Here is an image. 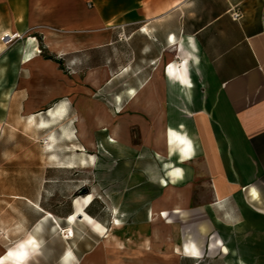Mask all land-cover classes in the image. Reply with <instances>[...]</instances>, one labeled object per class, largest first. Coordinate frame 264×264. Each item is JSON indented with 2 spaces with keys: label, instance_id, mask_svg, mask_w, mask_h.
I'll return each mask as SVG.
<instances>
[{
  "label": "crops",
  "instance_id": "obj_1",
  "mask_svg": "<svg viewBox=\"0 0 264 264\" xmlns=\"http://www.w3.org/2000/svg\"><path fill=\"white\" fill-rule=\"evenodd\" d=\"M42 9L66 31L42 27ZM24 25L56 57L104 58L65 80ZM0 31L16 76L3 124L18 111L52 158L0 161V264H43L45 218L75 236L68 264H264V0H0ZM47 32L76 49L58 56ZM5 35L18 41L8 52ZM44 170L85 190L64 217L42 209L57 182ZM12 203L34 208L32 223L20 211L11 223ZM77 221L99 240L78 245Z\"/></svg>",
  "mask_w": 264,
  "mask_h": 264
},
{
  "label": "rangeland",
  "instance_id": "obj_2",
  "mask_svg": "<svg viewBox=\"0 0 264 264\" xmlns=\"http://www.w3.org/2000/svg\"><path fill=\"white\" fill-rule=\"evenodd\" d=\"M50 13L51 10L49 9H42L37 11V18L42 19V27L44 28H53L57 29L60 32H65L66 27H61L58 25H53L50 23ZM15 28V27H11ZM20 29H22L25 33L24 34H31L35 40L37 48L39 49L40 53L37 54L40 59L42 60H52L57 64V67L60 71L64 72V78L66 80V77L69 76L70 73H72V67L75 65L82 66L83 60L87 62V64H94L97 63L101 57L104 58V54H99L98 52H91L87 54L85 57L82 55H77L75 57L70 56H64V57H56L53 53L48 52L42 42V37L37 33V27L35 26H29L24 25L21 26ZM78 33L80 35H83V27L78 28ZM0 37H1V31H0ZM0 40V45H1ZM16 44H18V41H12L10 44H7V50L5 52L10 51ZM37 73H34V77L36 78ZM15 73H14V65L9 64L8 62H3V60L0 57V146L1 147H7L11 148V154L3 153L0 154V161L4 160L8 157H11L12 162H34L38 161L42 158L44 162H51L52 158L49 153L46 152L45 148L43 150V153H40L38 151H35L34 147H38L40 144L35 142L34 137V129L32 128V123L29 121H24V119L19 117L18 111L13 112L12 117H10L9 122L7 125L3 124V116L6 109V104L8 103L7 94H12L11 87L15 84ZM124 92V91H123ZM25 94H21V100L25 98ZM96 98H102L100 94L96 93ZM104 100V99H103ZM61 104L60 102L51 103L50 107L47 111L50 109H55ZM57 106V107H56ZM44 142H42L41 145H43ZM30 146L31 149H27L21 154L14 153L16 149L19 147H25ZM13 147L15 149H13ZM65 156V155H61ZM12 173H23V171H19L18 167H13L12 165ZM75 176L74 172H66V171H58L54 172L52 175L50 171L44 170V179L45 178H54L57 180V182H44V192H43V198L41 202L42 209L44 211L53 212L54 214H57L61 217H64L68 212L72 210V200L77 197H83L85 196V190H77L76 187L74 188L72 184H66L67 180L73 179ZM87 189V187L85 188ZM2 208V203L0 202V209ZM18 211L21 212L22 216L24 217V220H26L27 223H32L34 220V208H31L29 204H19V203H12L11 204V223L14 221L18 222ZM2 216L0 214V225L2 223ZM52 224L51 220L49 218H45L44 222L42 224V234H41V240L43 247L40 250L38 257L42 259L43 264H68V260H66L67 252V246H66V240L72 239L73 237H70L71 235H68L67 233L59 232L55 228L49 227ZM74 226L76 227V231L79 233L78 238H76V243L78 241V245H82L84 240L82 239L83 235L82 233L84 231L83 224L79 223L78 221L75 222ZM86 233V232H85ZM89 237H91L94 240H99L96 236H94L92 233L88 234ZM28 233L23 234H11V237L13 240H20L24 237L28 236ZM34 235V234H33ZM2 235H0L1 240ZM13 242V241H12ZM64 253V255H62ZM57 255L58 258H57ZM62 255V256H61ZM72 255H69L70 259ZM71 264H80L79 261L71 260Z\"/></svg>",
  "mask_w": 264,
  "mask_h": 264
},
{
  "label": "bare ground",
  "instance_id": "obj_3",
  "mask_svg": "<svg viewBox=\"0 0 264 264\" xmlns=\"http://www.w3.org/2000/svg\"><path fill=\"white\" fill-rule=\"evenodd\" d=\"M16 37L18 38L20 37V35H17ZM2 40L4 43L10 44L13 38L12 36L5 35L3 36ZM45 45L50 51L55 52L58 56L65 55L71 49H76L75 43H73L72 40L66 41L63 37H60L57 33H52V32H47L45 34ZM26 55H30V54H26ZM41 87H42V92L44 94L50 92V88L47 87V85L44 82L41 83ZM65 233L71 235V229H68V231H66Z\"/></svg>",
  "mask_w": 264,
  "mask_h": 264
},
{
  "label": "built area",
  "instance_id": "obj_4",
  "mask_svg": "<svg viewBox=\"0 0 264 264\" xmlns=\"http://www.w3.org/2000/svg\"><path fill=\"white\" fill-rule=\"evenodd\" d=\"M231 17H232V19H234V20H238V19H240L241 14H240L239 11H237V10H233V11L231 12Z\"/></svg>",
  "mask_w": 264,
  "mask_h": 264
},
{
  "label": "water",
  "instance_id": "obj_5",
  "mask_svg": "<svg viewBox=\"0 0 264 264\" xmlns=\"http://www.w3.org/2000/svg\"><path fill=\"white\" fill-rule=\"evenodd\" d=\"M85 192V191H84Z\"/></svg>",
  "mask_w": 264,
  "mask_h": 264
}]
</instances>
